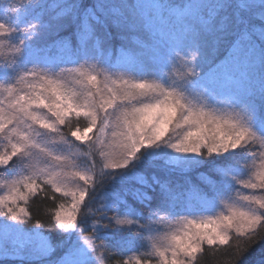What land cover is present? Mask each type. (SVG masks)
<instances>
[{"label":"snow or ice","instance_id":"snow-or-ice-1","mask_svg":"<svg viewBox=\"0 0 264 264\" xmlns=\"http://www.w3.org/2000/svg\"><path fill=\"white\" fill-rule=\"evenodd\" d=\"M0 172V255H248L264 241V0L0 3ZM37 195L55 239L33 223Z\"/></svg>","mask_w":264,"mask_h":264},{"label":"trees","instance_id":"trees-1","mask_svg":"<svg viewBox=\"0 0 264 264\" xmlns=\"http://www.w3.org/2000/svg\"><path fill=\"white\" fill-rule=\"evenodd\" d=\"M50 3H57L63 2V0H49ZM80 126H84V122L81 120ZM66 132L67 129H64ZM91 135V134H90ZM79 143V142H77ZM98 159V158H97ZM79 163H83V158H81ZM198 171H207V167L201 168ZM8 178V173L0 172V183L6 182ZM195 191L197 194H202L204 189L200 184V181L196 179V172L192 173V187L191 191ZM2 191V190H0ZM191 191H185L191 192ZM184 193V194H185ZM103 193H101L102 195ZM61 197L57 194V201H60ZM66 202V201H65ZM54 201L50 198L42 195H37L33 197L29 201V211L32 214L33 223L35 220H40L43 228L40 231L44 233L51 232L53 235V239H55V232L52 228V224L50 222V211L54 207ZM32 224L28 225V228H31ZM264 251V241L258 242L253 247L252 251L241 258H237L232 254V249L230 246H214L212 249H208L207 246L205 247V254L200 257L199 264H253L254 261L258 260L261 252ZM0 264H17L16 261L13 259H2L0 260ZM155 264V261H154Z\"/></svg>","mask_w":264,"mask_h":264},{"label":"rangeland","instance_id":"rangeland-1","mask_svg":"<svg viewBox=\"0 0 264 264\" xmlns=\"http://www.w3.org/2000/svg\"><path fill=\"white\" fill-rule=\"evenodd\" d=\"M6 2V0H0V3ZM55 4V3H54ZM203 194V193H202ZM201 194V195H202ZM200 194H197L195 191L187 192L184 194V199L186 201H190L193 206H196L198 203V198ZM219 211V209L217 210ZM2 259H10L17 262V264H27V261H23L20 259V257L16 256L13 252V249L11 245H9L8 254L7 255H0V260ZM52 259H55V256L52 257Z\"/></svg>","mask_w":264,"mask_h":264}]
</instances>
